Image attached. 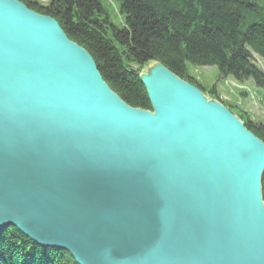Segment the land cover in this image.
<instances>
[{
  "label": "water",
  "instance_id": "95a60500",
  "mask_svg": "<svg viewBox=\"0 0 264 264\" xmlns=\"http://www.w3.org/2000/svg\"><path fill=\"white\" fill-rule=\"evenodd\" d=\"M141 79L152 111L0 0V231L78 264H264V143L163 65Z\"/></svg>",
  "mask_w": 264,
  "mask_h": 264
},
{
  "label": "trees",
  "instance_id": "16d2710c",
  "mask_svg": "<svg viewBox=\"0 0 264 264\" xmlns=\"http://www.w3.org/2000/svg\"><path fill=\"white\" fill-rule=\"evenodd\" d=\"M54 19L68 38L94 59L108 86L134 109L152 111L143 70L155 63L196 86L211 99L221 98L190 75V68H216L219 79L253 83L262 91L264 0H116L124 25L113 22L105 0H16ZM264 143V122L224 102ZM264 201V175L262 179ZM0 264H78L70 253L41 248L9 226L0 231Z\"/></svg>",
  "mask_w": 264,
  "mask_h": 264
},
{
  "label": "rangeland",
  "instance_id": "374dc122",
  "mask_svg": "<svg viewBox=\"0 0 264 264\" xmlns=\"http://www.w3.org/2000/svg\"><path fill=\"white\" fill-rule=\"evenodd\" d=\"M105 2L110 10L113 22L120 27L123 26L124 18L120 13L118 2L116 0H105ZM256 59L257 65L264 72L263 61L259 58ZM146 68L143 70L142 74L145 73ZM190 75L206 89L207 94H209L212 89L216 88L221 98V103L224 104V102H226L236 108L247 110L254 115L256 121L264 122V102L261 100L263 93L261 90L257 89L253 83H249L246 86L238 84L231 79L225 82L219 79L218 70L210 67H191ZM206 96L211 99L208 95Z\"/></svg>",
  "mask_w": 264,
  "mask_h": 264
},
{
  "label": "bare ground",
  "instance_id": "6f19581e",
  "mask_svg": "<svg viewBox=\"0 0 264 264\" xmlns=\"http://www.w3.org/2000/svg\"><path fill=\"white\" fill-rule=\"evenodd\" d=\"M218 101V100H217ZM220 102V101H219ZM12 227H14V226H12ZM16 228V227H15Z\"/></svg>",
  "mask_w": 264,
  "mask_h": 264
}]
</instances>
